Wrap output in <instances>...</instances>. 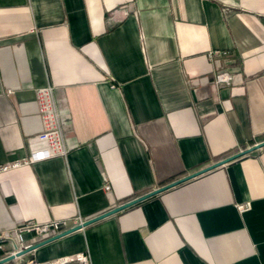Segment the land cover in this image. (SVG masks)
<instances>
[{
  "label": "crops",
  "instance_id": "0c3cea01",
  "mask_svg": "<svg viewBox=\"0 0 264 264\" xmlns=\"http://www.w3.org/2000/svg\"><path fill=\"white\" fill-rule=\"evenodd\" d=\"M220 72L230 85L213 83ZM45 85L69 152L0 174V235L91 219L263 142L264 0H0V165L46 148ZM82 252L91 264H264V147L23 258Z\"/></svg>",
  "mask_w": 264,
  "mask_h": 264
},
{
  "label": "built area",
  "instance_id": "2783aa9c",
  "mask_svg": "<svg viewBox=\"0 0 264 264\" xmlns=\"http://www.w3.org/2000/svg\"><path fill=\"white\" fill-rule=\"evenodd\" d=\"M221 52L215 51L213 54ZM232 75L228 72H220L214 76L213 83L219 85H230L232 83ZM112 88H115L112 85ZM36 99L39 107V117L42 124V131L37 135L38 139L46 144V148L40 155H32L29 158L12 161L7 164L0 165V174L5 173L11 169L20 168L30 165L39 159H49L53 157H66L69 148L65 141V135L62 126V117L56 104L54 88L51 85H45L37 88ZM105 191H111V185L107 178H105ZM239 212L250 210L251 203H239L236 205ZM86 220L80 216L72 218L71 220H49L46 222L27 221L21 225L16 226L7 234L0 235V249H4V244H16V248L12 245L10 250H7L6 255L16 254L18 251L26 249L28 246L24 244L22 237L25 234H32L42 240L57 235L71 227L82 224ZM4 256V257H5ZM25 256L16 258L19 264H91V259L86 253H75L60 256L49 261L39 262L36 259H28L24 261Z\"/></svg>",
  "mask_w": 264,
  "mask_h": 264
},
{
  "label": "water",
  "instance_id": "95a60500",
  "mask_svg": "<svg viewBox=\"0 0 264 264\" xmlns=\"http://www.w3.org/2000/svg\"><path fill=\"white\" fill-rule=\"evenodd\" d=\"M262 147H264V141L261 142V143H257V144H255L252 147H249V149L247 148L245 150H242L237 155L228 157L226 159H222L219 162L213 163L212 165H209V166H207L205 168L203 167V169H201L199 171H196L194 173L186 175V176H184L182 178H179V179H177L175 181L173 180L172 182H170V183H168L166 185H163V186H161V187H159L157 189H154V190H152V191H150V192H148V193H146L144 195H141V196H139V197H137L135 199H132V200L126 202V203L118 205L115 208H112V209H110V210H108V211H106L104 213H101V214H99V215H97V216H95V217H93L91 219L86 220L85 222H83L80 225H77L75 227H71L70 229H67V230H65V231H63V232H61V233H59L57 235H54V236L50 237V238L44 239V240L40 241L39 243H37L35 245L27 247L26 249L24 248L23 250L18 251L16 254H9V255H7L5 257H2L0 259V264H6V263H9L11 261H14L16 258H19L21 256H25L26 254H28L29 252H31L32 250H34L36 248H39L40 246H44V245H46V244H48V243H50L52 241L58 240V239H60V238H62L64 236H67V235H69V234H71L73 232L81 230V229H83V228H85V227H87V226H89V225H91V224H93V223H95L97 221H100L101 219H104V218H107V217L112 216L114 214H117V213L127 209L128 207H131V206H133L135 204H138V203H140V202H142L144 200H147V199H149V198H151L153 196L158 195V193L160 194V193H162V192H164V191H166L168 189H171V188H173V187H175V186H177L179 184H182V183L187 182V181H189L191 179H194V178H196L198 176H201V175H203V174H205V173H207V172H209L211 170H214V169H216V168H218L220 166H223V165H225V164H227V163L239 158L240 156H243L245 154L253 152V151H255L257 149H260ZM12 246L14 248H16L17 245L14 244Z\"/></svg>",
  "mask_w": 264,
  "mask_h": 264
}]
</instances>
